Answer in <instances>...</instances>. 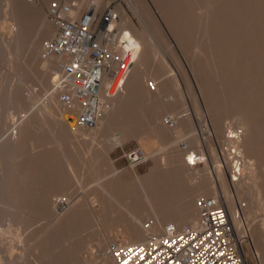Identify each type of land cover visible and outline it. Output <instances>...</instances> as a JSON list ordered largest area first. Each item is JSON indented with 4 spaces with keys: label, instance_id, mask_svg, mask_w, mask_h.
Instances as JSON below:
<instances>
[{
    "label": "bare ground",
    "instance_id": "bare-ground-1",
    "mask_svg": "<svg viewBox=\"0 0 264 264\" xmlns=\"http://www.w3.org/2000/svg\"><path fill=\"white\" fill-rule=\"evenodd\" d=\"M6 1L0 19L10 36L0 41V59L19 81L11 87L0 86V220L8 222L1 240L7 255L4 264H115L103 235L119 230L128 238L124 243H136L149 233L162 234L169 222L195 224L199 216L196 199L219 196L218 189L240 234L243 224L235 196L248 199L253 211L260 209L264 199V0H155L173 20L182 43L194 42V31H198L192 67L222 155L208 143L210 134L200 136L191 115L177 111L187 106L179 81L175 77L157 79L168 68L163 54L148 29L135 27L121 4L115 6L120 13L118 42L133 45L137 59L124 90L102 98L98 126L87 130L68 120V110L48 80V70L57 64L56 58L45 56L42 47L43 38L55 33L45 16L44 7L50 0ZM91 1L100 9L106 6L101 0L87 2ZM127 1L147 19L159 43L169 48L147 1ZM27 77L53 85L40 102L39 112L47 116L45 128L40 134H30L35 114L29 113L14 121L4 138L3 114L9 108L20 112L24 108L30 94L25 95ZM149 80H155V90L148 87ZM169 112L172 124L165 120ZM230 115L238 116L241 127L225 125ZM140 126L145 128L139 135L146 140L141 143L144 158L154 161L147 175L129 183L119 177H99L90 191L99 208L87 206L88 200L68 201L67 210L51 223L23 235L19 229L54 215L59 194L72 181L79 183L80 175L99 170L98 160L108 161L110 151L135 136ZM115 130L121 131L119 136ZM155 140L166 147L158 150L164 149L165 154L152 155ZM182 140L185 146L179 147ZM200 164L204 166L195 171ZM91 220L98 223L90 225ZM90 228L97 231H90V238L78 239ZM255 237L258 251L264 254V226L255 231ZM93 241L97 252L84 254Z\"/></svg>",
    "mask_w": 264,
    "mask_h": 264
},
{
    "label": "built area",
    "instance_id": "built-area-1",
    "mask_svg": "<svg viewBox=\"0 0 264 264\" xmlns=\"http://www.w3.org/2000/svg\"><path fill=\"white\" fill-rule=\"evenodd\" d=\"M85 1L88 3L50 1L47 11L55 33L42 41V47L46 57L57 59L48 71L68 110V120L92 130L98 126L102 98L115 97L124 90L137 53L133 45L118 42L120 13L116 5L100 9L93 1ZM147 85L152 90L157 86L152 80ZM165 120L173 123L172 117ZM126 156L133 163L146 160L141 148ZM196 205L199 216L195 224L169 222L162 234L149 233L144 241H113L109 251L115 264H249L244 239L223 198L199 196Z\"/></svg>",
    "mask_w": 264,
    "mask_h": 264
},
{
    "label": "rangeland",
    "instance_id": "rangeland-1",
    "mask_svg": "<svg viewBox=\"0 0 264 264\" xmlns=\"http://www.w3.org/2000/svg\"><path fill=\"white\" fill-rule=\"evenodd\" d=\"M25 1L30 4L35 0H25ZM50 1L44 7L45 16L47 17V20L49 18L47 10H48V5H49ZM101 1L104 3V5H108L111 3L114 5L121 4L125 8V10L127 11L129 18L131 17L130 19L132 20L133 25L135 27H137L139 29L146 27L148 29V32H149L151 38L157 44L160 52L163 54L164 61L166 63V67H168L167 70L164 73H162L165 75L159 74V77H162V78L158 77L157 79H164L165 77H166V79L169 77H175L179 81L178 82L179 87L185 95L187 106L183 107V109L179 108L177 111L180 112V115H182L184 113H186V114L188 113L189 115H191L193 117V119L195 120V123L198 126L197 128L199 130V134L202 133V138H205L206 134H210L211 138L209 139L210 142L208 141V143L209 144L211 143V145H214V147L217 149V152L220 153V155H222L221 154V151H222L221 143L219 144V142L216 138L217 137L216 130L213 126L208 107L205 103V100L203 98V94L200 90L199 83H198V81L194 75V71H193V67H192L193 66V60H194V52L196 51V48H197L196 42L199 40L198 31H194V34H193V41L194 42L182 43L176 34L177 31H175V29L173 28V24H174L173 20L171 18H169V16L167 17L166 14L162 12L160 4L157 3L155 0H146L147 5L149 6V8L152 11L153 19L159 24L162 32L165 34V36L169 42V48L166 49L164 46H162L159 43L157 35L155 34V32L150 27V24L148 23L147 19L137 10V8L135 10V7L133 5H131L127 0H101ZM6 5H7L6 0H0V18L2 17L3 12L7 9ZM1 21H2V19H0V41H2V37L4 38L5 36H7V37L10 36L9 35L10 31H7V30H9V28L1 27ZM7 37H5V38H7ZM46 38L47 37H44L43 40ZM197 44H198V42H197ZM0 62L2 63V65L0 63V67H1L0 70L2 69L0 71L1 72L0 76L4 73L2 75V77L4 79L2 77H0L1 78L0 79V86L9 87L10 85L17 84V81H19L18 75L14 72V70L11 67L9 69L7 68L8 63H6V61H3V59H2ZM3 64L4 65L6 64V65L3 66ZM7 72H9V73H7ZM6 75H7V78H6ZM10 75H11V77H8ZM12 76H13V79H9V78H12ZM26 79H27V83L24 84L25 85L24 86L25 95H27V93H30V94H28L27 95L28 97L25 99L24 108L21 109V112L17 108H15V110H14V107L9 108V110H7L3 114L2 120L3 121L5 120V131H4L5 133H3L2 137H4V138L9 134L10 129H11V125L13 124V122L16 120L21 121L22 119H20V117L23 118L26 114H29V113L35 114L32 125L30 127V132H31V133L29 132L30 134H32V135H36V133L40 134L44 130L43 127L45 128V119H47V116H46V113L43 112V114H41L39 112V108H41L40 102H42V100L47 97L46 94L49 91H52L53 85L50 82H43V80H41V81L37 80L36 81L30 77H27ZM10 80L12 83H10ZM48 80H52L51 76L48 78ZM14 81H15V84H14ZM172 93H173V91L172 92L169 91V93H167V94L172 95ZM194 95L196 96L197 101L195 100ZM198 109H199V111H198ZM182 112H184V113H182ZM170 114H171V112L167 113L166 117ZM237 118H238L237 115L228 116L225 119V125L226 124H230V125L232 124L234 127H236V126L241 127V125H239V121L237 120ZM144 126H140L139 128H136L135 129V136L126 138L125 141L123 142L122 146H117L116 148L111 150L109 153L108 161L98 160L100 162V168H99V170L96 171L98 173L94 172L93 174L86 173V174L80 175L82 177H80L81 180L78 181L79 183L73 182V181H72L73 182L72 183L71 181H68V183L71 182L70 185H68L66 190L62 191L59 194V196L57 197V200H56L57 203H55L54 210H53L54 215L46 216V217H44L45 219L43 218L42 220L36 221L30 226H23L22 230L19 229L20 231H22L23 235L26 234V232L29 233V232L35 230L36 228H39L41 226V224H43V223L44 224L51 223L54 220V218H56L58 215L64 213L67 210V208L69 207L68 201L72 200L74 202L76 200H88L89 202L87 203V206H91V207L93 206L95 208H99L100 204H99L98 200L96 201L94 196L90 194V191L93 188L91 186L95 185V181L99 177L100 178H108L110 180H111V178L119 177L124 182L129 183L132 180H134L137 176L147 175L150 172V168L154 164L152 157H150V159L146 158V160L143 162L133 163L126 156V154L129 153V151L134 150L136 148H141L142 147L141 143L146 141V140H141V137H139V135H141L142 132L143 133L145 132ZM31 128H33L34 130H32ZM240 129H242V128H240ZM40 130H42V131H40ZM35 131H37V132H35ZM117 131L115 130L114 134H117V136H119L121 131L120 130H117ZM200 136H201V134H200ZM153 142L155 145L154 144L152 145L153 146L152 150H155L154 148L156 147V153H154L152 155H154V156L160 155L164 149H161L159 152L158 151L159 148H161V147L166 148V147L163 146L157 140H155ZM184 144H185V140H182L179 143V147H183ZM38 150L39 149H35V151H38ZM29 151L30 150L27 149V151H25V153L27 154ZM162 154H165V152H163ZM98 161H96L97 164H99ZM203 166H204V164H200L198 167L195 168V171H198ZM228 176H230V173H228ZM217 192H218V195L223 198L221 190L218 189ZM234 193H236L235 190H234ZM234 193H233V195H234ZM66 198H68V200H66ZM235 202H236L237 208L239 209L238 210L239 215L241 218V222L243 224V228L240 229L239 235L241 237H243V239H244V248H245V252L247 255V257H246L247 261L249 264H264V254L258 251L257 241H256V237H255V231H257L262 226H264V199L260 205V209H257L254 211L249 209L250 208V205L248 206L249 201L245 197L242 199H239L238 196L236 195L235 196ZM0 222H1L0 223V231H1L0 232V234H1L0 235V262H1V264H4L6 262V259H3V258L6 257L7 255H6V252L3 250V248H1L2 247L1 246L2 245L1 240H3V238H5V233L7 230V229H5L6 228L5 226L7 225L6 223H8V222L7 221L3 222L1 220H0ZM2 222L4 223V225H2ZM88 223L90 225H92V224L98 223V222L91 220ZM12 227L17 228L18 225H14V226L12 225ZM8 228H9V226H8ZM90 231H97V228H90V229L83 231L81 234V237H79L78 239L90 238L87 235V234H89ZM2 232H3V234H2ZM2 235H4V236H2ZM103 238H105V240H106L107 251L109 249L108 245L110 246V244L115 240H120L122 242L128 241V238L124 234H122L119 230H116L114 232V234H105V235H103ZM7 239H8V237H7ZM8 240H10V238ZM89 245L90 246L84 250V254H86V255H91V253L94 254L95 250L97 252V249H99L96 242H94V241L91 242ZM16 249H14V251L20 252V249H18V248H16ZM98 260L99 259H97V262L100 261V260L99 261Z\"/></svg>",
    "mask_w": 264,
    "mask_h": 264
}]
</instances>
